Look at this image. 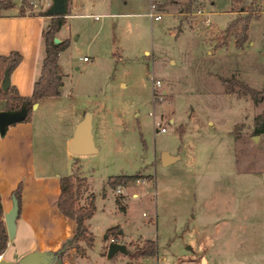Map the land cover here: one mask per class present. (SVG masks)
<instances>
[{
  "label": "rangeland",
  "instance_id": "obj_1",
  "mask_svg": "<svg viewBox=\"0 0 264 264\" xmlns=\"http://www.w3.org/2000/svg\"><path fill=\"white\" fill-rule=\"evenodd\" d=\"M154 1L158 20L148 15L151 0H80L77 10L114 13L69 19L64 90L83 108L102 106L96 122L106 126L96 130V153L70 160L85 180L80 202L93 191L96 210L88 219L93 245L67 264H139L149 238L159 246L158 264H178V256L180 264H264V133H254L264 102L228 91L220 79L264 89V0L255 2L260 16L250 19L243 47L234 35L217 43L252 0H195L183 13L186 0ZM84 54L93 57L88 67L78 60ZM153 78L162 80V99L153 96ZM220 88L228 94L218 98ZM155 120L167 131L157 132ZM50 127L56 152L62 125ZM163 150L181 158L163 164ZM119 174L137 177L111 186ZM58 189L53 182L50 196ZM112 238L126 251L109 256Z\"/></svg>",
  "mask_w": 264,
  "mask_h": 264
},
{
  "label": "crops",
  "instance_id": "obj_2",
  "mask_svg": "<svg viewBox=\"0 0 264 264\" xmlns=\"http://www.w3.org/2000/svg\"><path fill=\"white\" fill-rule=\"evenodd\" d=\"M13 1L14 6L0 7V54H8L11 50H18L23 54V60L10 74V83L14 84L22 95H30L35 81L41 74L46 54L44 30L49 26L52 17L46 13V10L52 0L43 1V5L36 0H27L28 2L23 0L20 6L15 0ZM79 3L80 0H69L68 2L66 22L57 32L61 40L69 38L68 34L72 33L73 23L69 19L82 15H92L98 18L100 15L114 13L77 10ZM181 13H183L182 8ZM64 49L59 53L58 63L59 72L63 78L61 94L40 98L38 105L33 108L31 120L12 123L7 127L4 135L0 134V193L4 212L12 207L14 190L19 182L23 183L16 233L12 239L9 238L6 249L0 254V260L17 261L32 250L58 251L63 247L64 241L72 237L76 231L74 219L60 211L57 200L60 194V177L74 172L70 160L76 154L69 151V142L74 135L77 123L86 111L91 109L79 106L74 94L64 90L66 85L65 61L62 59ZM210 53L214 55L216 52L213 53L210 50ZM82 57L79 56L78 60L85 67L93 64L92 56L89 61H84ZM74 67L78 68L79 65L76 64ZM226 94L228 92L220 88L217 97L221 98ZM101 107L98 110H91L95 144L96 130L102 134L105 129L104 125L106 126V123L100 119L96 122V118H100L101 112L104 111ZM0 109H7L6 100H0ZM53 115H55L54 120L62 125L56 137V142H58L56 152L51 150L54 148L53 143L47 138L48 131L51 129L50 125L54 123ZM208 121L216 123L211 118ZM170 153L178 155V158L170 163L181 158L180 153ZM53 182L59 184L58 193L54 197L50 196ZM69 251L70 253L63 256L62 262L55 264H67L73 254L83 256L76 251L75 247L70 248ZM158 252L159 249L156 255L141 258L139 264H144L143 259H152V264H158ZM165 258L164 255L163 259ZM182 260L178 256V264ZM136 263L138 262L131 264Z\"/></svg>",
  "mask_w": 264,
  "mask_h": 264
},
{
  "label": "trees",
  "instance_id": "obj_3",
  "mask_svg": "<svg viewBox=\"0 0 264 264\" xmlns=\"http://www.w3.org/2000/svg\"><path fill=\"white\" fill-rule=\"evenodd\" d=\"M28 2L27 0H24ZM195 0H186L182 11H189L192 9ZM256 0H252L247 8H244L247 13L245 15H238L234 18L228 27L225 29L224 37L221 41L227 42L228 38L234 35L237 40V45L243 47L249 40V22L254 16L259 17L260 14L254 15V5ZM14 6L13 0H0V7L8 8ZM66 22V17L63 15H54L51 17L49 26L44 30L45 41V57L43 59L41 74L34 83L33 91L30 95H22L18 88L11 84L4 89L2 82L6 74H11L12 71L23 60V54L18 50H11L8 54H0V100L4 99L9 109H20L26 107L27 113L23 120H31L33 104L45 96H56L61 94V86L63 84L62 75L59 72V53L69 44V38L55 42L54 37L60 30L62 25ZM221 81L225 84L228 91H237L240 94H249L255 103L264 102V89H258L250 86L237 77H223L220 76ZM254 133H264V106L262 110L254 118ZM137 174H119L112 175L108 179V183L116 187L119 184H124L131 178H136ZM85 180L77 175L75 172L63 175L60 177V194L57 200V205L60 211L66 216L74 219L76 223V231L72 237L64 241V255L68 250L75 247L76 251L81 255L87 254V248L94 243L95 234L91 230L88 223L96 210L95 192H90L85 197L84 202H80L82 187ZM23 183L19 182L17 188L14 190L16 196L21 204V194ZM124 210V206H121ZM119 231L120 226L107 229V234L111 231ZM9 240L6 222L4 220V208L2 204V196L0 193V254L4 252ZM158 244L155 239H146L144 244L139 248L138 255L140 257L154 256L157 254ZM63 255V256H64Z\"/></svg>",
  "mask_w": 264,
  "mask_h": 264
},
{
  "label": "water",
  "instance_id": "obj_4",
  "mask_svg": "<svg viewBox=\"0 0 264 264\" xmlns=\"http://www.w3.org/2000/svg\"><path fill=\"white\" fill-rule=\"evenodd\" d=\"M68 2L69 0H52V3L47 8L46 13L54 15H67L68 14ZM55 42L61 41L58 36L54 37ZM10 85V75L6 74L5 79L2 82L4 89ZM38 105L37 102L33 104V108ZM27 109L22 107L20 109H0V134L4 135L7 131V127L17 121L23 120L26 116ZM69 151L76 155L90 154L97 151L96 144L94 142V136L92 132V111L88 110L84 114L83 118L77 123L73 137L71 138L69 145ZM163 164L170 163L172 160L178 158V155H173L169 150L162 151ZM13 205L4 212V220L6 222L8 236L12 239L16 233V222L19 215V199L14 192L12 195ZM107 237V234H106ZM127 246L124 243L111 241L109 244L108 255L112 256L117 250L126 251ZM64 255V248L62 247L58 251L53 250H32L24 254L17 261L0 260V264H55L56 262H62Z\"/></svg>",
  "mask_w": 264,
  "mask_h": 264
},
{
  "label": "built area",
  "instance_id": "obj_5",
  "mask_svg": "<svg viewBox=\"0 0 264 264\" xmlns=\"http://www.w3.org/2000/svg\"><path fill=\"white\" fill-rule=\"evenodd\" d=\"M148 15H150L152 18L158 20L160 18H162L163 16V12L160 10L158 2L156 1H151L150 3V10L148 11ZM82 59L84 61H89L91 58L89 55H84L82 57ZM162 85V80L160 78H153V96L154 98H163V93L165 91L159 92L158 87ZM155 129L157 132H165L167 131V126L163 124L162 120H155ZM118 191H120V188H117ZM112 241H114V239L112 238Z\"/></svg>",
  "mask_w": 264,
  "mask_h": 264
}]
</instances>
